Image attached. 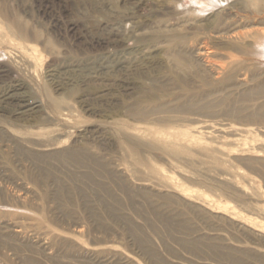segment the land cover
Returning a JSON list of instances; mask_svg holds the SVG:
<instances>
[{"label":"rangeland","instance_id":"rangeland-1","mask_svg":"<svg viewBox=\"0 0 264 264\" xmlns=\"http://www.w3.org/2000/svg\"><path fill=\"white\" fill-rule=\"evenodd\" d=\"M204 1L0 0V264H264V14Z\"/></svg>","mask_w":264,"mask_h":264},{"label":"bare ground","instance_id":"bare-ground-1","mask_svg":"<svg viewBox=\"0 0 264 264\" xmlns=\"http://www.w3.org/2000/svg\"><path fill=\"white\" fill-rule=\"evenodd\" d=\"M203 1L204 0H193V2L196 4H202L205 2ZM218 2L220 3L222 2V0H209L208 2L205 3L207 6L206 8L209 9L211 6L215 5ZM242 6L244 11H248L250 14L253 15L264 14V0H235V2H233L229 8L224 9L225 11H223L224 13L222 17L223 22L220 23V25L224 23L223 26L226 27L228 30L230 28L233 30H236L238 28L240 30V28L242 27V23L244 22V18L247 17L246 15L244 14L242 15L240 13L242 12ZM257 31L259 32L261 31L264 34L263 29L258 28ZM242 34H243L242 32H237V33H233L232 36L239 37L242 36ZM179 136L180 137L183 136V133H179Z\"/></svg>","mask_w":264,"mask_h":264}]
</instances>
